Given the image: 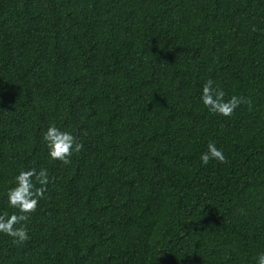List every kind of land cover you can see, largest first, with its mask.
Masks as SVG:
<instances>
[{
  "label": "trees",
  "instance_id": "obj_1",
  "mask_svg": "<svg viewBox=\"0 0 264 264\" xmlns=\"http://www.w3.org/2000/svg\"><path fill=\"white\" fill-rule=\"evenodd\" d=\"M208 79L250 104L210 112ZM52 124L84 145L70 164ZM30 168L51 182L0 264H257L264 0H0V213Z\"/></svg>",
  "mask_w": 264,
  "mask_h": 264
},
{
  "label": "clouds",
  "instance_id": "obj_2",
  "mask_svg": "<svg viewBox=\"0 0 264 264\" xmlns=\"http://www.w3.org/2000/svg\"><path fill=\"white\" fill-rule=\"evenodd\" d=\"M214 83L212 79L206 80L201 95L204 105L210 112L230 117L242 103L250 104V101L243 96L232 95L226 99L224 90L214 86ZM42 139L46 142L49 156L53 160L62 161L65 165L70 164L73 154L79 153L84 147L76 135L70 131L61 130L55 124L48 127ZM213 159L221 163L227 162L223 151L216 147L214 141H211L208 143L207 151L201 153L200 160L207 165ZM50 182L46 168L19 171L15 177V186L7 191L9 206L18 211L0 213V233L12 237L15 244H21L30 239L27 227L28 214L36 212ZM257 264H264V252L259 254Z\"/></svg>",
  "mask_w": 264,
  "mask_h": 264
}]
</instances>
